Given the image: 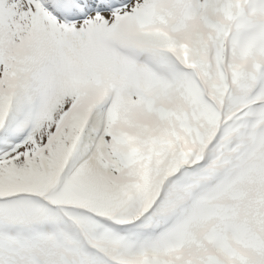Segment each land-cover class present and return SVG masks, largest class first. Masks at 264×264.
<instances>
[{
	"label": "snow or ice",
	"instance_id": "snow-or-ice-1",
	"mask_svg": "<svg viewBox=\"0 0 264 264\" xmlns=\"http://www.w3.org/2000/svg\"><path fill=\"white\" fill-rule=\"evenodd\" d=\"M0 264H264V0H0Z\"/></svg>",
	"mask_w": 264,
	"mask_h": 264
}]
</instances>
